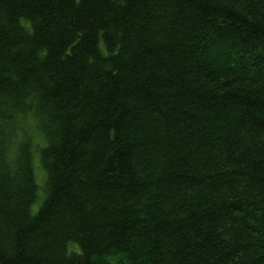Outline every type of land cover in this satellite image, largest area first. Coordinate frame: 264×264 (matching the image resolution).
<instances>
[{
  "label": "trees",
  "instance_id": "16d2710c",
  "mask_svg": "<svg viewBox=\"0 0 264 264\" xmlns=\"http://www.w3.org/2000/svg\"><path fill=\"white\" fill-rule=\"evenodd\" d=\"M0 264H264V0H0Z\"/></svg>",
  "mask_w": 264,
  "mask_h": 264
},
{
  "label": "rangeland",
  "instance_id": "374dc122",
  "mask_svg": "<svg viewBox=\"0 0 264 264\" xmlns=\"http://www.w3.org/2000/svg\"><path fill=\"white\" fill-rule=\"evenodd\" d=\"M33 133L37 136V134H36V132L33 130ZM35 136V137H36ZM39 138H40V140H41V136H37V138L35 139V143L37 144L38 143V141H39ZM35 159H37L36 160V163L38 162V164H37V167H38V178H39V180L42 182L45 178H46V172L45 171H42V172H39V167L41 166V164H40V162H39V159H38V156H37V154H35ZM38 204H39V202H37ZM36 209V208H35Z\"/></svg>",
  "mask_w": 264,
  "mask_h": 264
},
{
  "label": "bare ground",
  "instance_id": "6f19581e",
  "mask_svg": "<svg viewBox=\"0 0 264 264\" xmlns=\"http://www.w3.org/2000/svg\"><path fill=\"white\" fill-rule=\"evenodd\" d=\"M42 171H45L46 172V169H45L44 166H40L39 167V172H42ZM35 174L38 176V167H36Z\"/></svg>",
  "mask_w": 264,
  "mask_h": 264
}]
</instances>
